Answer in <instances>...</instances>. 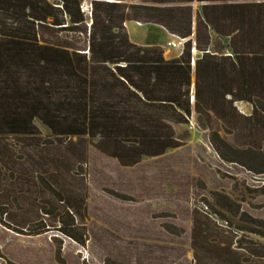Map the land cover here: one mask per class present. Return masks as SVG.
Returning <instances> with one entry per match:
<instances>
[{
  "label": "trees",
  "instance_id": "1",
  "mask_svg": "<svg viewBox=\"0 0 264 264\" xmlns=\"http://www.w3.org/2000/svg\"><path fill=\"white\" fill-rule=\"evenodd\" d=\"M150 1L176 5L170 8L176 12L170 22L176 24L180 35H188L184 13L189 9L185 5L226 0ZM150 9L126 4L124 0H92L87 19L80 0H0V142L14 138L26 147L46 150L48 157L42 158L41 165L53 169V182L68 175L75 164L80 166L85 161L84 147L88 140L104 156L128 166L178 148L172 129L162 116L168 114L172 124L189 123L191 46L189 41L180 39L181 54L171 63L159 58L157 48L130 44L123 23L140 22V15L146 16L144 10ZM160 16L167 23L163 11ZM232 56L238 63L241 55L233 52ZM252 57L258 73L251 72L248 85L242 81L243 88L235 87L236 93L228 103L232 109L233 99H240L253 102L256 108L249 116L225 107L212 113L214 118L231 126L226 129L227 134L235 131L230 142L218 134L215 121L206 112L208 108L203 107L198 61L194 63L192 108L198 123H204L207 142L216 156L261 177L264 176V55L256 51ZM181 62L184 64L180 65ZM106 77L112 80L111 88L126 92L127 100L137 105L136 110L126 109V99L111 100ZM228 91L231 93L230 88ZM36 123L47 131L46 137ZM51 144L57 145L55 152L47 149ZM59 199L69 214L77 212L79 203L73 194ZM218 206L232 217L239 214L228 202ZM214 216L226 223L220 214ZM245 217L250 228L241 231L264 240L262 222ZM192 233L204 244L199 248L202 259L194 264H214L217 259L219 264H225L230 260L223 249L215 259L210 257L207 249L216 246L207 243V226L201 220L196 221ZM236 245L240 250V244ZM230 246L235 247L232 243ZM259 247L260 251L250 253L264 258V245Z\"/></svg>",
  "mask_w": 264,
  "mask_h": 264
},
{
  "label": "rangeland",
  "instance_id": "2",
  "mask_svg": "<svg viewBox=\"0 0 264 264\" xmlns=\"http://www.w3.org/2000/svg\"><path fill=\"white\" fill-rule=\"evenodd\" d=\"M80 1L89 19L92 0ZM162 118L178 148L128 166L88 140L85 161L56 182L53 169L41 165L46 150L14 138L0 142V264H194L204 245L192 233L198 220L207 226V243L240 244L244 264H264L250 253L264 240L241 231L250 228L245 216L264 227V176L218 158L195 116L187 126ZM69 194L79 203L72 214L59 199ZM226 202L244 218L218 206Z\"/></svg>",
  "mask_w": 264,
  "mask_h": 264
},
{
  "label": "crops",
  "instance_id": "3",
  "mask_svg": "<svg viewBox=\"0 0 264 264\" xmlns=\"http://www.w3.org/2000/svg\"><path fill=\"white\" fill-rule=\"evenodd\" d=\"M175 6L174 4L161 5L150 0H142L140 7L151 9L144 10L147 15H140V22L123 23L128 42L142 48H157L160 50L157 52L159 58L164 62L172 63L178 59L181 49L171 48L168 43H176L180 39L184 42L189 41L191 46L189 66L191 116H195L192 108L193 84L195 81L194 63L198 61L196 65L200 72L202 91L200 94L203 99L201 100L203 107L208 108H205L206 112L215 121V128L220 129H217L218 134L224 136L230 142L235 131H232V134H227L226 129L231 126H228L222 119L214 118L212 113L225 107L230 111L235 108L240 115L249 116L253 108H256L253 102L233 99L231 109L228 100L236 93L235 87L237 89L242 87V81L247 82L248 85L251 72L258 73L259 71L252 55L256 51L264 55V0L188 3L185 6L189 10L184 13L186 18L185 33L188 35H180L181 32L176 28V24L170 22L171 16L176 15V12L170 8ZM162 11L167 18V23L160 16ZM131 24L132 29H130ZM150 31H153L154 35L148 36ZM169 49L177 51L176 54H171ZM233 52L241 55L238 58V63L235 62L232 56ZM182 63L184 64V62H181L180 65ZM167 69H169V66ZM168 71L170 72V70ZM262 75L264 76V72ZM167 80H170L169 76ZM106 83L111 91V93H108L111 100L126 99L124 104L126 109L129 111L136 110L137 105L127 100L128 97L125 91L118 87L111 88L112 80L108 77H106ZM229 88L231 93L228 91ZM195 118L197 119L196 116ZM201 125L206 133L204 123ZM220 249H223L224 253L230 256V260L226 261L225 264L243 263L239 254L240 250L234 249L233 246L224 242L216 245L215 248L207 249V252L210 257L215 259L220 252H223ZM213 263L219 264L220 261L218 259L213 260Z\"/></svg>",
  "mask_w": 264,
  "mask_h": 264
},
{
  "label": "built area",
  "instance_id": "4",
  "mask_svg": "<svg viewBox=\"0 0 264 264\" xmlns=\"http://www.w3.org/2000/svg\"><path fill=\"white\" fill-rule=\"evenodd\" d=\"M182 43H183V41L178 40V42H176V43H174V42L168 43V46H170L171 48H181Z\"/></svg>",
  "mask_w": 264,
  "mask_h": 264
}]
</instances>
